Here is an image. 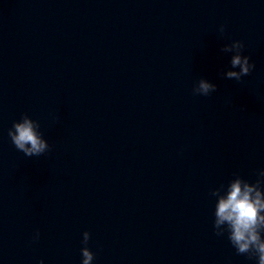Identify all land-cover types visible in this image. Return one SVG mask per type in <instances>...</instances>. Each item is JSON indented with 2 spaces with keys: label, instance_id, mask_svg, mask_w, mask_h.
<instances>
[{
  "label": "water",
  "instance_id": "1",
  "mask_svg": "<svg viewBox=\"0 0 264 264\" xmlns=\"http://www.w3.org/2000/svg\"><path fill=\"white\" fill-rule=\"evenodd\" d=\"M21 113L46 153L11 144ZM261 167L264 0H0V264H80L85 230L92 264H255L213 233L209 191Z\"/></svg>",
  "mask_w": 264,
  "mask_h": 264
},
{
  "label": "clouds",
  "instance_id": "2",
  "mask_svg": "<svg viewBox=\"0 0 264 264\" xmlns=\"http://www.w3.org/2000/svg\"><path fill=\"white\" fill-rule=\"evenodd\" d=\"M217 31L222 35L224 25H219ZM243 49L240 40H231L220 46V52L228 54V66L220 73L223 78L239 81L252 70L253 64L248 55L242 54ZM216 88V83L200 77L193 83L191 92L208 96ZM7 137L25 157L40 156L50 149L40 122L25 113L11 122ZM255 177L249 181L234 172L226 182L210 189L209 196L214 198L212 231L216 236L226 237L237 254H245L254 259L255 264H264V167L255 170ZM39 236V229H34L31 240H38ZM88 240L89 232L85 230L81 233L80 264H92L94 259L87 246ZM37 264L44 262L38 260Z\"/></svg>",
  "mask_w": 264,
  "mask_h": 264
}]
</instances>
